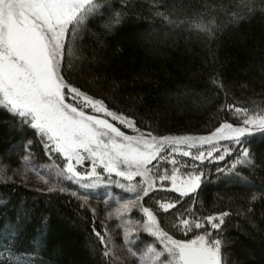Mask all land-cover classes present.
<instances>
[{
    "label": "trees",
    "instance_id": "trees-1",
    "mask_svg": "<svg viewBox=\"0 0 264 264\" xmlns=\"http://www.w3.org/2000/svg\"><path fill=\"white\" fill-rule=\"evenodd\" d=\"M255 3L253 15L232 23L219 10L221 4L231 6L232 0H131L129 11L141 19L130 15L107 35L89 25L76 41L80 59L67 78L89 95L104 99L112 110L136 119L142 131L151 125L155 135L208 134L225 120L231 122V117L220 111L223 93L209 85L213 73L227 85L229 102L264 101V12L259 10L264 8V0ZM113 5L119 9V0H113ZM157 5L160 11L167 6L179 19L211 12L220 28L210 38L186 24L169 25L154 16ZM28 141L32 142L28 148L31 160L47 166L53 163L34 131L0 108V166H7L8 172L19 169ZM221 144L232 146L227 141ZM245 146L252 153L253 164L238 165L230 174L216 169L230 167L236 152L223 161H196L204 172L202 184L183 201L184 208L198 214L231 213L218 232L222 264H264V134L248 138ZM177 159L181 164L192 163L190 157ZM54 162L62 166L59 158ZM66 187L65 192L49 193L14 179L0 182V264H112L103 258L102 245L93 233L95 227L104 234L105 222L97 210L93 215L95 208L83 195L97 198L101 189ZM108 188L112 194L120 192L114 185L103 190ZM73 191L77 195L73 196ZM254 195L256 200H252ZM177 197V193L157 190L145 198V206L154 207L166 230L177 209L163 213L156 201ZM99 199L103 206L113 203ZM140 215L136 209L131 212L134 219ZM184 238L193 237L189 233ZM152 239L141 232L137 246ZM6 245L11 255L4 250Z\"/></svg>",
    "mask_w": 264,
    "mask_h": 264
},
{
    "label": "snow or ice",
    "instance_id": "snow-or-ice-1",
    "mask_svg": "<svg viewBox=\"0 0 264 264\" xmlns=\"http://www.w3.org/2000/svg\"><path fill=\"white\" fill-rule=\"evenodd\" d=\"M130 2L119 0L117 9L113 0H0V108L21 126L32 129L53 161L45 168L34 164L28 151L32 142L28 141L21 157L23 172L13 170L8 175L7 166H0V182H11L16 175L26 180L27 173L33 172L42 183L53 182L55 186L47 189L51 193L67 191L60 186L65 180L91 189L106 176L107 184L131 194L115 210L123 228L121 247L131 257V264H222L218 232L231 213L202 215L184 208L183 201L197 193L202 184L204 172L196 161H223L236 152L230 167L216 169L229 174L238 165L253 164L252 153L245 145L248 138L264 134V101L229 102L227 85L218 73H213L209 85L223 93L225 102L220 111L230 116L231 122L225 120L208 135H155L151 125L142 131L136 119L112 110L104 99L73 85L66 74L75 70V62L80 59L76 41L81 33L93 25L107 35L122 26L130 15L141 19L139 14L129 11ZM219 10L230 22L238 23L253 15L257 5L255 0H240L238 4L232 0L231 6L221 4ZM259 10L264 12V8ZM153 14L169 25L186 24L190 30L210 38L220 28L218 18L211 12H195L190 18L179 19L167 6L160 11L157 5ZM177 157H190L192 163L181 164ZM56 158L62 166L54 162ZM165 181L169 186H165ZM157 190L178 194L175 200L156 201L163 213L177 209L168 230L154 207L145 206V198ZM71 194L77 195L75 191ZM256 198L254 195L252 200ZM177 205L184 210L180 211ZM133 209L141 214L139 219L129 216ZM92 211L95 216V209ZM141 232L153 239L141 242L142 247H133ZM93 233L102 245L103 258L116 264L119 257L107 228L101 234L93 227ZM189 233L193 238H184ZM12 238L10 233L9 239ZM4 250L11 255L7 245Z\"/></svg>",
    "mask_w": 264,
    "mask_h": 264
},
{
    "label": "rangeland",
    "instance_id": "rangeland-1",
    "mask_svg": "<svg viewBox=\"0 0 264 264\" xmlns=\"http://www.w3.org/2000/svg\"><path fill=\"white\" fill-rule=\"evenodd\" d=\"M123 131H126L127 134H132L131 130L128 129H124L122 128ZM209 134V133H208ZM205 134V135H208ZM201 136V135H199ZM31 160V159H30ZM34 164H37L35 161L31 160ZM39 165L41 168H45L47 165H41V164H37ZM23 167L24 165H22L19 169L20 172H23ZM86 167H88V165L86 164ZM170 167V166H169ZM181 171H184V169H181ZM13 172H8V175H12ZM13 179L15 181L21 182L23 184H26L28 186L31 187H35L41 190H47L50 187L55 186L53 184L52 181H50L48 184H44L41 181H39V179L35 176V174L33 172H28L27 173V179H22L20 175H16L13 177ZM113 179H116L115 177H113ZM139 178H137L138 180ZM160 182L157 181V185L159 186ZM165 186H169V182L165 181L164 182ZM70 185V183L68 181H62L60 186L65 187L66 189H68L69 187H66ZM75 185V184H73ZM112 185H109L106 183V176H102V179L100 182H97V185L95 187H93L94 190H98L101 189L98 193V196L95 195V197H88V195H84V199L87 200L86 202L92 207L95 208V210L98 211V214L100 215V217H102L103 221L105 222L106 228L108 233L110 234L112 243L114 245H116L114 251L116 256L119 257V260H117L118 264H121V261L124 262V264H131V257H129L127 255V252L125 249H123L121 246L123 245V228L121 227V221L119 219H117L116 215H115V210L117 208H119L127 199L131 198V194L125 192L124 190L120 189L118 187V189H120V192L117 194H112L111 193V188H108V190H103V188L106 187H110ZM75 187H79L77 185H75ZM80 188V187H79ZM90 191V189H87ZM102 194V195H101ZM99 198H104V200L107 201H112V205L111 207L108 206H103V204L100 202L101 199ZM104 204H108L106 203L107 201H104ZM108 207V208H107ZM105 214L104 216L102 214ZM109 213H113V215L111 217H109ZM129 216L131 218H133L131 216V213L129 214ZM134 219V218H133ZM138 243V240H137ZM136 245H133V247H136Z\"/></svg>",
    "mask_w": 264,
    "mask_h": 264
}]
</instances>
